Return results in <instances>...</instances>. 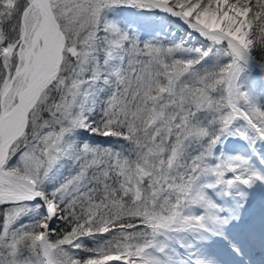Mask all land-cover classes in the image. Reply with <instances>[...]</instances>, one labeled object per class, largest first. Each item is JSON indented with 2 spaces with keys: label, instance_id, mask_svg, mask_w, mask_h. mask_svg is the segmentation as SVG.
I'll list each match as a JSON object with an SVG mask.
<instances>
[{
  "label": "snow or ice",
  "instance_id": "snow-or-ice-1",
  "mask_svg": "<svg viewBox=\"0 0 264 264\" xmlns=\"http://www.w3.org/2000/svg\"><path fill=\"white\" fill-rule=\"evenodd\" d=\"M0 264H264V0H0Z\"/></svg>",
  "mask_w": 264,
  "mask_h": 264
},
{
  "label": "bare ground",
  "instance_id": "bare-ground-1",
  "mask_svg": "<svg viewBox=\"0 0 264 264\" xmlns=\"http://www.w3.org/2000/svg\"><path fill=\"white\" fill-rule=\"evenodd\" d=\"M256 199H257V200H259V199H260V197H259V196H257V197H256Z\"/></svg>",
  "mask_w": 264,
  "mask_h": 264
}]
</instances>
